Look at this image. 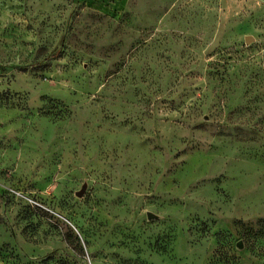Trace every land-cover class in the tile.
Wrapping results in <instances>:
<instances>
[{"label": "rangeland", "instance_id": "1", "mask_svg": "<svg viewBox=\"0 0 264 264\" xmlns=\"http://www.w3.org/2000/svg\"><path fill=\"white\" fill-rule=\"evenodd\" d=\"M0 264H264V0H0Z\"/></svg>", "mask_w": 264, "mask_h": 264}, {"label": "water", "instance_id": "2", "mask_svg": "<svg viewBox=\"0 0 264 264\" xmlns=\"http://www.w3.org/2000/svg\"><path fill=\"white\" fill-rule=\"evenodd\" d=\"M250 39H249V37L248 38H246V41L248 42ZM81 194V192H78L77 193V195H80ZM153 215H152V213H150V212H148L147 213V217H152Z\"/></svg>", "mask_w": 264, "mask_h": 264}]
</instances>
